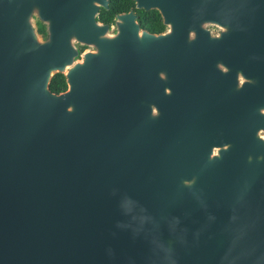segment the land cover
Segmentation results:
<instances>
[{
    "label": "water",
    "instance_id": "obj_1",
    "mask_svg": "<svg viewBox=\"0 0 264 264\" xmlns=\"http://www.w3.org/2000/svg\"><path fill=\"white\" fill-rule=\"evenodd\" d=\"M134 1L0 0V264H264V0Z\"/></svg>",
    "mask_w": 264,
    "mask_h": 264
},
{
    "label": "trees",
    "instance_id": "obj_2",
    "mask_svg": "<svg viewBox=\"0 0 264 264\" xmlns=\"http://www.w3.org/2000/svg\"><path fill=\"white\" fill-rule=\"evenodd\" d=\"M134 7L133 0H110L107 8H101L97 19L103 23H112L117 13L128 11ZM136 10V9H135ZM140 14V25L150 32H160L164 29L162 18L155 9L149 11L136 10ZM83 47H81V50ZM67 87L65 76L63 73H55L51 78L49 88L52 92L58 93Z\"/></svg>",
    "mask_w": 264,
    "mask_h": 264
},
{
    "label": "flooded vegetation",
    "instance_id": "obj_3",
    "mask_svg": "<svg viewBox=\"0 0 264 264\" xmlns=\"http://www.w3.org/2000/svg\"><path fill=\"white\" fill-rule=\"evenodd\" d=\"M134 1V0H133ZM109 2H110V0H109ZM109 5V4H108ZM133 10L134 11V13L136 14V18H137V21H138V23H139V25H140V20H139V16H140V14L139 13H137V11L136 10H142V11H149V10H151V9H144V8H137L136 7V4H135V1H134V7L133 8H130L129 10ZM136 9V10H135ZM128 10V11H129ZM156 10V9H155ZM100 11V10H99ZM158 11V10H157ZM125 12H127V11H125ZM159 12V11H158ZM160 14V13H159ZM160 16H161V14H160ZM161 18H162V16H161ZM162 23H163V20H162ZM109 24V23H108ZM111 24V23H110ZM163 25H164V29L162 30V31H164L166 28H167V26H165V24L163 23ZM140 27L141 28H143L141 25H140ZM211 28V30L212 31H218V28H216V27H210ZM143 29H146V28H143ZM147 30V29H146ZM38 31L42 34V35H44V31H43V29H42V26L40 25V24H38ZM149 31V30H148ZM162 31H160V32H162ZM150 32V31H149ZM154 33V32H153ZM155 33H159V32H155Z\"/></svg>",
    "mask_w": 264,
    "mask_h": 264
}]
</instances>
